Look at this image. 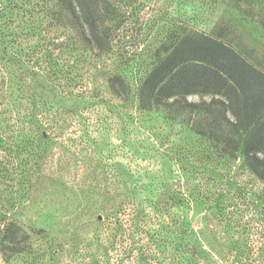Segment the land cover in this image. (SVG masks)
I'll return each instance as SVG.
<instances>
[{"label":"rangeland","instance_id":"obj_1","mask_svg":"<svg viewBox=\"0 0 264 264\" xmlns=\"http://www.w3.org/2000/svg\"><path fill=\"white\" fill-rule=\"evenodd\" d=\"M105 2L110 44L97 52L77 42L54 1L0 0V264H118L109 217H118L131 186L138 200L149 197V183L159 201L173 184L235 204L226 210L243 211L244 257L264 264V185L240 153L222 158L221 145L197 134L212 130L221 140L224 127L180 109L182 101L170 111L137 103L168 37L164 21L213 35L263 74L264 25L221 0ZM110 75L125 81L122 98L108 89ZM215 212L206 202L169 210L198 232Z\"/></svg>","mask_w":264,"mask_h":264},{"label":"trees","instance_id":"obj_2","mask_svg":"<svg viewBox=\"0 0 264 264\" xmlns=\"http://www.w3.org/2000/svg\"><path fill=\"white\" fill-rule=\"evenodd\" d=\"M52 1L79 44L89 50L107 51L111 27L101 16L109 7H103L105 0ZM168 1L172 7L175 3L191 4L193 0ZM221 2L235 8L241 16L264 25V0ZM163 24L168 37L157 47V62L138 86V108L170 111L182 101L180 109L206 114L219 127H224L223 139L212 130L197 134L221 145L222 158L233 160L240 153L245 168L264 185V74L230 45L209 33L187 29L178 32L172 18ZM106 82L113 95L122 98L126 94L127 85L120 76L110 75ZM195 94L209 96L210 100L188 102L187 97ZM170 187L165 201H159L152 183L148 184L150 196L141 200L134 196L131 186L119 205L118 217H109L112 234L108 239L117 247L118 264L263 263L260 259L244 257L249 253L246 247L249 243L239 241L247 228L243 211L226 210L235 208V204L224 205L207 192L197 195L192 191L181 192L173 184ZM241 199L246 198L240 195L236 201ZM203 202L214 205L216 212L211 214L213 223L199 232L188 217L169 213L170 209L183 205L196 209ZM99 217L95 219L96 227L102 224ZM231 253L234 256L230 257Z\"/></svg>","mask_w":264,"mask_h":264},{"label":"water","instance_id":"obj_3","mask_svg":"<svg viewBox=\"0 0 264 264\" xmlns=\"http://www.w3.org/2000/svg\"><path fill=\"white\" fill-rule=\"evenodd\" d=\"M99 219H101V218L99 217Z\"/></svg>","mask_w":264,"mask_h":264}]
</instances>
